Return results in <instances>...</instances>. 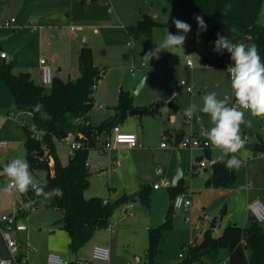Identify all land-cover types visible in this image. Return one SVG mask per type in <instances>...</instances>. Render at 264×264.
Listing matches in <instances>:
<instances>
[{"label":"rangeland","instance_id":"1","mask_svg":"<svg viewBox=\"0 0 264 264\" xmlns=\"http://www.w3.org/2000/svg\"><path fill=\"white\" fill-rule=\"evenodd\" d=\"M58 3L60 6H68V0H59ZM25 4H27L25 0H0V52H5L7 55L6 60L11 61L13 65L16 57L22 56L25 52L28 54L31 63H35L33 65H36V68L40 66V59L45 58L54 74L57 71L56 66L58 64L57 61L51 59V53H57V59L60 58V56H70L77 48L73 36L80 34L87 35L90 44H97V42L100 44L98 47L99 57L108 56V61L104 63L106 65L105 72L94 93L95 101L91 111L93 122H98L102 116L112 113L113 107L118 103L121 88L123 87L128 90L132 86V84L129 83V79L133 76L131 74L132 67L136 74L142 71L144 72L142 76L146 75L145 84L139 92H133L137 84L135 87L129 89L133 96L132 104L134 106H136V103L145 101L149 104L150 100L148 93L149 95H151V93L153 95V92L161 85H165V83L169 85L173 84L168 95L163 97L161 101L156 102L166 103L162 104L158 111L147 112L133 117L137 119L135 126L136 132H138L139 135L145 136L146 140L141 143L145 148H151L155 151L159 148L162 141L168 142V137L166 136L163 138L162 134L159 133V121L162 119L168 120V109L174 113L178 112L179 116L183 118L184 109L190 105H203V96L200 95L205 93V88L197 87L196 83L200 85H212L210 90L214 88L216 70H211V67H216L217 64L214 62L210 65L206 60V57L209 58V60L213 59V54L215 53L213 50L214 45L210 40L203 39L202 31H198V25L195 19L197 15L193 12L184 14V9L178 2H174L173 5L170 4L167 6L171 14V18L168 21L169 24L162 23L156 25L150 36H140L138 37V42L131 40V38L130 41H132V43L124 42L120 38V30L113 29L112 26H107L111 24L107 19L87 21L94 25L84 28L81 18L71 16L69 20L68 18L63 19L65 21H63V25H61L60 28L57 27L53 30L56 35L55 38H52V36L50 37V31L48 30L46 38L43 39V42H45L44 49L39 46L43 31H35L33 25H30L27 16L22 10ZM172 8H174L175 12H173ZM145 12L153 15L154 9L150 7V9H146ZM10 19H14V22L11 26L7 27L5 23ZM173 19H180L191 25V31L186 36L189 40H185L183 47H177L174 53L168 51L161 52L158 60L152 59L149 61V64H145L143 61L144 54L154 48L156 46L155 43H159L164 39L166 31L169 30L172 33H176L174 31L175 26L172 23ZM156 20L160 22V19ZM260 22L264 24V3ZM32 37L40 48L33 45ZM27 43L30 44L29 47L26 46ZM50 43H52V46ZM54 43L55 45H53ZM139 43L140 46L136 47ZM36 51H41L42 54ZM187 56L190 57L193 67L187 64ZM79 59L80 55L77 57V66H79ZM225 59L221 63L222 68L219 72V78H221L223 82L231 84L229 74L226 73L227 67L231 65V58L228 56ZM97 62L99 63V61ZM17 68L18 67L13 66L14 71H18ZM77 75L78 71H72V69L69 68L67 72L62 73L61 78L63 80H68ZM183 80L194 86L193 93L186 91V86L182 83ZM0 83V139L8 141V146L0 147V172H2V164L7 163L10 159L17 157L26 159V128L23 124L31 125L32 120L29 114L17 107L13 94L1 76ZM176 84H178L177 87ZM46 88L49 91V85H47ZM214 91H216L217 94L219 93V90ZM223 95L224 94L220 95V98H223ZM172 96V101H167V99ZM100 104L103 105V108H100ZM150 106L151 105L146 108ZM245 119H250L252 121L251 127L241 125V135L243 138H246L245 148L247 149V155L245 158H247V161L243 167L236 170V179L232 186L217 187L209 185L203 173V168L194 164V158L190 159V162L186 164L187 166L182 170L184 171L183 184L188 185L194 190L192 205L187 208V210L186 208L177 209L173 206L174 213L171 225L167 226L165 229L164 238L160 244V251L154 258L153 264H180L188 255L187 247L189 242L195 236H197V241H199L203 229L211 227L214 234L218 235L229 222L239 225L249 224L251 214L248 205L257 199L264 202V153L257 154L255 151L258 146L264 145V117H253L249 112L245 111ZM192 121L198 123V133H202L201 124H204L203 128L205 129L206 124L211 127L213 126L207 114L198 115L196 113ZM183 124L185 131L190 132L191 126L189 122ZM248 134L253 135L252 140L246 137ZM69 145L70 140L57 141L56 144L57 151L64 161L67 158L65 149H69ZM214 151L216 152L218 150L215 149ZM96 156H98V151L93 149L91 158L94 159ZM53 163L54 161L52 160V164ZM30 171L35 181L41 180L47 175V171L44 169ZM246 173L248 174L247 180H250L253 186L250 190H247L245 187ZM4 181L5 178L0 175V188L3 187ZM109 182V175L101 177L92 172L90 186L85 191V196H99L101 192H106L104 194L108 197V184L112 187L116 186L119 190L123 185L122 178L117 179L114 186L112 185V181ZM143 184L150 197V206L141 200V198L136 199L132 203L138 205V207H142L145 210L144 215L148 218L145 219L141 225L138 224L134 226V224L129 223V225L124 226V229L121 231H118V229L114 227L115 234L111 237L109 236V223L105 227L97 229L90 239L92 241L104 242L111 238L113 243L116 241V247H113L111 257L112 260H117V264H147L145 250H143V248L148 246L147 226L150 225L151 218L152 223L156 226L162 224L165 220L166 211L164 214L155 216L157 206L152 202L150 187L147 186L148 183ZM167 187L168 186H165L164 188L167 190ZM111 193H113V189L110 191V195ZM118 200L119 199H115L111 203L118 202ZM14 205L21 207V210H24L25 214L16 213L15 208H13ZM24 205L21 193H5L0 191V215L3 212L17 215V221L26 226L24 230L17 231L16 229H12V234L19 238V242L23 249H25L27 244L35 246L36 250L29 254L31 262L34 264H47V253L50 250L46 249L49 246L48 241L52 240V243L56 245L66 244V241L64 243V237H62L61 233L67 235V232L66 230H59L62 224V211L57 208L46 206L43 199H41L38 207L32 209L29 207L25 208ZM202 206L205 207L204 210ZM121 207L122 203H119L110 217L117 215L116 213ZM224 207L225 213H222ZM186 218H188V220H186ZM261 225L264 227V222ZM0 243L4 248V242L0 240ZM77 253L79 259L83 262L92 260L88 242L81 246ZM60 254L69 258L73 253H71V251L69 252L68 247V253ZM228 254L229 249L227 247L220 250L219 256L222 262L227 261ZM137 256H141V258L137 259Z\"/></svg>","mask_w":264,"mask_h":264},{"label":"trees","instance_id":"2","mask_svg":"<svg viewBox=\"0 0 264 264\" xmlns=\"http://www.w3.org/2000/svg\"><path fill=\"white\" fill-rule=\"evenodd\" d=\"M185 12H193L202 16L207 24V31H202V38L210 40L214 45L217 33L227 35L233 42L256 44L264 59V24L260 22L264 0H177ZM226 4H231L227 15L222 14ZM162 24L152 15L144 13L136 23L126 26L129 35L135 38L150 36L156 25ZM235 27L236 32L231 29ZM82 65L80 75L63 80L54 76L49 91L46 85L36 83L29 72L15 73L11 61L0 59V76L13 94L17 107L30 114L31 125L23 124L26 128V160L30 170L44 169L45 178L38 180L46 183V191L60 187L62 197L45 200L29 190L21 194L23 204L34 201L35 207L40 205L41 199L45 205L62 211V228L70 237L69 248L73 252L85 245L95 234L96 230L108 224L110 216L119 203L127 202L125 195L118 202L111 203L100 196L86 197L85 191L90 186L92 171L87 164L90 152L102 148L105 139L111 134L114 126L123 122L128 113L134 109L133 96L129 90L121 88L118 103L114 106V113L107 119L95 125L91 122V111L94 106V85L102 78L105 69L94 63L93 52L89 46H82L80 51ZM230 56L227 51L216 54L217 62ZM206 60H208L206 58ZM210 63V61L208 60ZM233 64V62H232ZM42 103L44 110L51 114L52 119L41 121L39 113H33L35 104ZM166 103H153L149 112H156ZM37 126L35 132L30 131L32 125ZM41 132V136H38ZM169 130H165V135ZM182 136L177 135L176 140ZM71 138L81 145L75 150L66 163H63L58 151L57 141ZM44 150V155L38 153ZM259 153V152H257ZM52 160L54 163L52 164ZM212 173L207 179L209 185L230 187L235 183L236 170H229L223 163L214 161ZM187 186L178 184L170 186L172 198L186 192ZM148 206L150 197L144 188L140 195ZM32 206V205H31ZM18 214H25L19 210ZM174 209L170 205L162 224L149 227L148 246L145 249L147 264H153L154 258L160 251V244L164 238L167 226L171 225ZM225 213V207L222 209ZM229 249V257L225 264H264V227L250 216V223L239 225L227 223L222 232L214 234L211 227L188 244V255L180 264H224L220 259V250ZM1 254V248H0ZM69 264H77L72 260Z\"/></svg>","mask_w":264,"mask_h":264},{"label":"crops","instance_id":"3","mask_svg":"<svg viewBox=\"0 0 264 264\" xmlns=\"http://www.w3.org/2000/svg\"><path fill=\"white\" fill-rule=\"evenodd\" d=\"M25 1L27 4H25V6L22 7V10L24 11V14L27 16V20L29 21L30 25H33V29L35 31L37 30L43 31L40 37L41 40L39 43V46L42 49H44V46H45V42H43V39L46 38L48 30L50 31V37L52 36V38H55L56 35L54 34L53 30L57 27L60 28L61 25H63L62 24L63 21H65L63 19L68 18L69 20L71 19V16H74V17L77 16L81 18V21L83 22L82 25L84 28L92 27L94 25V24H90L87 21H97V20L107 19V21H110L111 23V24H108L107 26H112L113 29L120 30V33H119L120 38L124 42L132 43V41H130V38L131 40H135V42H138L139 41L138 37L135 38L134 36H131L128 34L126 26L132 23H136L139 19H141L144 13H147L145 11L146 9H150V7L151 9H154V14L152 16L155 20L160 19V23L169 24L168 21L171 18V14L168 11L167 6L170 4L173 5L174 2H178L176 0H68V6L64 7L62 5L60 6V4L58 3L59 0H25ZM172 9H173V12H175L174 8ZM187 13L188 12L184 11V14H187ZM32 39H33V45L40 48L39 46H37L35 39L33 37ZM73 39L76 41L77 48H76V51H73L70 56L68 57L60 56V58L57 59L56 57L57 53H54V52L51 53V59H53L54 61H57V64H58L56 66L57 71L56 73L53 74V76H58L61 78L62 73L67 72L69 68L72 69V71H78L77 76H79L80 75V63H79V66H77L76 61H77L78 55H80L82 46H85V45L89 46L92 49L94 63L97 66L100 65L99 67L102 66V68L105 69L106 65L104 63L108 61V56H104V57L98 56V51H99L98 47L100 46L98 42L97 44H90V40H88V37L85 34H80L77 36L74 35ZM50 45L52 46V43H50ZM53 45H55V43ZM26 46L29 47L30 44L27 43ZM137 46H140V43L137 44L136 47ZM36 52L39 54H42L41 51H36ZM216 54L217 52L213 54L212 60H209V58L206 57L210 61V63L208 62L210 65H212L214 62L217 64L216 67H211L212 68L211 70H216L215 71L216 82L214 83V86H213L214 88L210 90L212 85L211 86L200 85L197 83L196 85L197 87L205 88L204 90L205 93L200 96H204L206 93L216 92L214 90H219V93L217 94L218 97H220V95L222 94H224L223 97L224 96L231 97L233 96V90L231 88V84H227L223 82L221 78H219L220 77L219 72L222 68L221 63L224 61L225 58L222 61L217 62ZM4 59L6 60L7 57ZM97 61H99V63ZM230 62L232 65V60H230ZM33 64L35 63H31V61L29 60L28 54L24 52L22 56L16 57V59L14 60V65L12 63V68L13 66L18 67L17 68L18 71L13 70L15 73L22 72V71L29 72L32 79L36 83H41L40 66L36 68V65H33ZM39 64H40V61H39ZM143 73L144 72L140 71V72H137L136 74L134 71V68H133V71L131 70V74L133 75L129 79V83L132 84L131 87H135V85L140 81V78L142 77ZM0 86H1V83H0ZM177 86L178 84H176V87ZM131 87L129 89H131ZM172 87H173V84L169 85L168 83H165V85L163 86L161 85L156 91L153 92V95L151 93L152 96L149 95L148 93V97L150 100L149 104H147L146 101L142 103H136V106L133 105L134 109H145L149 105H152L153 103L161 101L163 97L168 95ZM193 91H194V88H193ZM193 91L189 93H193ZM172 99L170 101H172ZM100 108H103V107H100ZM113 113H114V107H113L112 113L106 116H102V118H100L98 122H93L92 117H91V122L92 124L97 125L103 120L113 115ZM197 114L203 115V113H199V112H197ZM135 116L128 115V117L123 122L119 123L118 125L123 131L135 133L137 135L140 146L128 147L126 145H120L111 150H104V148L102 147V148L96 149L98 151V156H96L94 159L91 158V152H92L91 150L90 156H89V161H90L89 168L92 172L96 173L98 176L102 177V176L109 175V181L110 182L112 181L113 186L116 183L117 179L122 178L123 185L121 186L122 188L120 187V190L117 189L116 186L112 187L110 184H108V189H109L108 195L109 196L107 197L106 194H104L106 192H101V195H99L100 197L104 198L108 202H112L115 199H121L125 195L128 198L129 194L136 192V191H141V194H142V190L145 187L143 183H148L147 186L150 187V194L152 196V202L154 205L157 206V209L155 211L156 212L155 216L157 215L159 216L160 214H164L165 211L167 212L170 205H172L173 198L170 193V186L172 185H170V181L177 167L180 166L183 170L187 166L186 164L190 162V159H193V158L195 159L194 164H196L199 167V162L203 159H206L207 163L208 162L209 163L208 165L202 168H203V173L205 174V178L208 179L212 173V168H211L212 163L214 161H217L216 157L220 154V152L218 149H216L218 151L215 152L214 151L215 149H213L212 147L209 149H193L194 151L191 149L188 150V149H183V148L162 147L161 145L155 151L154 149H151V148H145L141 144L143 141L146 140L145 136L141 134L139 135L138 132H136L135 126H136L137 119L133 118ZM167 117H168V120L162 119L161 121H159V133L162 134L163 138L167 136L169 143H172L174 140H176L177 135L184 136L189 133L203 135L202 133H198V123L196 122L194 123V121L192 120L190 122L187 121L184 113H183V118H181L178 112L174 113V112H171L170 109H168ZM188 122L191 126L190 132H186L184 129L183 123H188ZM201 127H202V130L204 129L203 131H208L211 126L206 124V129H205L203 128L204 124H201ZM167 129L169 130V133L165 135L164 133H165V130ZM65 151L67 155V158L65 161L61 158L60 153H58L63 163H66L69 157L71 156L69 155L70 154L69 149L66 148ZM260 153H264V152H259V154ZM116 161H119L120 164L116 167V169L109 171L110 166H113ZM99 171H106V173L104 175H100ZM183 178H184V171L182 172V177L180 178L178 184L180 183L184 185L182 181ZM247 178H248V174L246 173L245 187L247 188V190H250L251 188H253V186H252L251 181L247 180ZM165 180L168 181V184L165 183ZM157 182L159 183V186L154 187L155 184H158ZM165 186H168L167 190L164 188ZM184 186H187V192H189L192 198H194V195H193L194 190L186 184ZM112 189H113V193H111L110 195V191ZM140 195L138 199L140 198ZM93 196H96V195H93ZM90 197H92V195ZM198 199L200 200L199 197ZM130 203L132 202H130L129 199L127 202H123L122 207L118 209L116 213L117 215L110 217L108 224L110 223V226H112V228L114 229L113 234L109 231L110 237L115 234L114 227H116L118 231H121L124 229V226H128L129 223L134 224V226L138 224L141 225V223H143L144 220L148 218L144 215L145 210L142 207H138V205H135L133 203H132V206L130 207L129 206ZM13 208H15L16 213L21 209V207H18L16 205H14ZM202 208L203 210L205 209L204 206H202ZM2 214H5V212H3ZM62 216L63 214L61 213V219H62ZM186 220H188V218H186ZM244 225H247V223ZM155 226L156 225L152 223V218H151L150 225L147 226V228L149 229V227H155ZM59 228H60L59 230H65L64 228H62V225ZM205 229L201 231V234ZM61 235L62 237H64V243L66 241V244L56 245L52 243V240H49L48 241L49 246L46 248V249H50L49 252L54 251L58 253H68L70 237L68 233L67 235H63L61 233ZM195 238H197V236H195L192 240H194ZM0 240H2L1 237H0ZM18 241H19V238H18ZM104 242L92 241V240L88 241L89 246H90V257H91L92 249L96 244L104 245L110 248V264H117V260H112V257H111V252L113 250V247H116V241L115 243H113L112 239L110 238L108 241H104ZM0 248H1L0 256L5 255L7 253L5 244L3 248L0 243ZM146 248H143V250H145ZM19 250L20 252H23V253L27 251L26 247L25 249H23L21 244H20ZM70 251L71 250L69 248V252ZM71 253L73 254L69 256V258L67 259L71 261L79 259V255L77 252L71 251ZM138 257L139 259L141 258V256H138ZM228 257H229V254H228Z\"/></svg>","mask_w":264,"mask_h":264},{"label":"clouds","instance_id":"4","mask_svg":"<svg viewBox=\"0 0 264 264\" xmlns=\"http://www.w3.org/2000/svg\"><path fill=\"white\" fill-rule=\"evenodd\" d=\"M230 9L231 4H226L222 14L226 16ZM195 19L198 31H207L204 18L196 16ZM172 23L177 32L167 30L164 39L155 43L156 46L144 54L145 64H149L152 59L158 60L161 52L174 53L177 47H183L186 36L191 31V25L180 19H173ZM231 31L236 32L237 29L233 27ZM213 50L217 53L227 51L230 54L233 64L227 67L226 73L231 80L233 96L220 98L216 92L206 93L202 98L203 105H190L184 109V115L191 119L197 112L207 114L213 126L207 131L206 136L210 146L220 152L216 159L229 170H239L246 163L244 157L247 155L246 138L241 135V125L252 126V121L245 119V111L253 117H264V59L261 58L256 44L233 42L227 35L220 33H217ZM32 111L39 113L41 121L52 119L51 114L44 110L42 103L35 104ZM36 130L37 126L33 124L30 131ZM0 175L5 178L0 191L5 193L26 194L32 190L45 200L63 196L60 187L46 191V183L35 181L30 165L24 158H12L3 163ZM32 203L34 201L29 200L24 207L28 208Z\"/></svg>","mask_w":264,"mask_h":264},{"label":"built area","instance_id":"5","mask_svg":"<svg viewBox=\"0 0 264 264\" xmlns=\"http://www.w3.org/2000/svg\"><path fill=\"white\" fill-rule=\"evenodd\" d=\"M14 22V19L7 20L5 25L7 27L11 26ZM174 31L177 32V29L174 27ZM7 55L5 52H0V58L4 59ZM187 58V64L190 67H193V63L190 57ZM133 71V67L131 68ZM40 73H41V83L44 85H51L53 80V72L45 58L40 59ZM101 80V79H100ZM100 80L94 85V89L96 91ZM182 83L186 86L188 92L193 91V86L188 84L186 81H182ZM100 107H103L100 105ZM30 115V114H29ZM187 121H191V119L186 117ZM38 136H41V132H38ZM65 140H70L69 145V153L73 155L76 149L80 147V143L71 139L67 138ZM120 145H126L128 147H136L140 146L138 142L137 135L133 132H126L123 131L119 125L113 127L111 134L105 139L103 148L104 150H111ZM8 146V141L0 139V147ZM162 147H170V148H188V149H209L211 148L209 142L207 141V137L203 135H197L194 133H189L182 136L178 140H174L172 143L167 141H163L161 143ZM254 155V154H253ZM252 156V154H251ZM247 161V158H245ZM90 165V161L88 159L87 162ZM120 164L119 161H116L113 166H110V170L116 169V167ZM207 165V160L203 159L199 162V167H205ZM106 171H99L100 175H104ZM165 183L168 184V181L165 180ZM159 184H155L154 187H158ZM29 208H35L33 206ZM192 205V196L189 192H182L177 194L173 198V206L174 208L181 209V208H189ZM132 206V203L129 205ZM248 209L252 218L257 221L258 223L262 224L264 222V202L260 199L255 200L254 202L248 205ZM12 229L16 230H24L26 226L22 223L17 221V215L13 214H1L0 215V237L5 244L7 249V253L3 256H0V264H34L31 262L29 258V254L35 251V247L31 244H27L25 253L20 252V243L18 238L12 234ZM109 231L113 234L114 229L112 226L109 225ZM92 260H86L83 262L81 259H76L77 264H110V248L104 245L96 244L91 253ZM71 260L65 258L58 252L51 251L47 255V264H69ZM225 264V262H224Z\"/></svg>","mask_w":264,"mask_h":264},{"label":"water","instance_id":"6","mask_svg":"<svg viewBox=\"0 0 264 264\" xmlns=\"http://www.w3.org/2000/svg\"><path fill=\"white\" fill-rule=\"evenodd\" d=\"M186 40H188V38H186ZM79 60H80V61H79L80 65H82L83 62H82V58H81V56H80V59H79ZM145 80H146V75H143V76L141 77L140 81L137 83L136 87L134 88V90H133L134 93H137V92L143 87V85H144V83H145ZM172 98H173V96L170 97L169 99H167V101H170ZM148 111H149L148 108H145V109H133V110H131V111L128 113V115H129V116H135V115H140V114L146 113V112H148ZM206 133H207V131H203V130H202V134H203L204 136H206ZM246 137H247L248 139H250V140L253 139V135H251V134L246 135ZM256 151H257V152H264V145L258 146V147L256 148ZM38 154H39L40 156H43V155H44V150L40 151ZM200 158H202V157H200ZM182 172H183V171H182L181 167L179 166V167L177 168V170L174 172V174L172 175V178H171V181H170V185H172V186H176V185L178 184L180 178L182 177ZM140 194H141V191H136V192H133V193L129 194V195H128V199H129V201H130V202L135 201L136 199H138V197H139ZM137 259H139L138 256H137Z\"/></svg>","mask_w":264,"mask_h":264}]
</instances>
